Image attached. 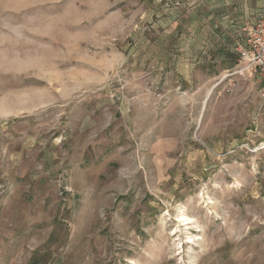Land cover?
<instances>
[{
  "label": "rangeland",
  "instance_id": "obj_1",
  "mask_svg": "<svg viewBox=\"0 0 264 264\" xmlns=\"http://www.w3.org/2000/svg\"><path fill=\"white\" fill-rule=\"evenodd\" d=\"M205 7L0 0V264H264V86Z\"/></svg>",
  "mask_w": 264,
  "mask_h": 264
},
{
  "label": "crops",
  "instance_id": "obj_2",
  "mask_svg": "<svg viewBox=\"0 0 264 264\" xmlns=\"http://www.w3.org/2000/svg\"><path fill=\"white\" fill-rule=\"evenodd\" d=\"M196 12L198 15L194 17L196 18L195 22L193 21L194 26L191 25L188 44H194L199 34L204 32L212 51L209 60H213L219 71L239 74L237 60L235 61V57L230 55L235 51L232 49L235 37L242 26L252 23L258 14L264 13V0H206V7ZM169 57L174 66L176 56L169 55ZM166 67L171 66L169 63L166 64V59H161L158 69L164 70ZM163 74L164 72L160 76Z\"/></svg>",
  "mask_w": 264,
  "mask_h": 264
},
{
  "label": "built area",
  "instance_id": "obj_3",
  "mask_svg": "<svg viewBox=\"0 0 264 264\" xmlns=\"http://www.w3.org/2000/svg\"><path fill=\"white\" fill-rule=\"evenodd\" d=\"M235 51L237 72H251L259 76L264 86V13L242 26L237 35Z\"/></svg>",
  "mask_w": 264,
  "mask_h": 264
}]
</instances>
